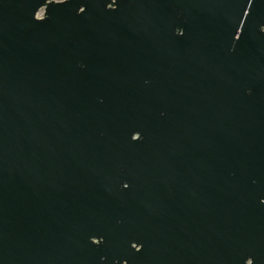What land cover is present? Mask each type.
Masks as SVG:
<instances>
[{
    "label": "water",
    "instance_id": "water-1",
    "mask_svg": "<svg viewBox=\"0 0 264 264\" xmlns=\"http://www.w3.org/2000/svg\"><path fill=\"white\" fill-rule=\"evenodd\" d=\"M0 264H264V0H0Z\"/></svg>",
    "mask_w": 264,
    "mask_h": 264
},
{
    "label": "built area",
    "instance_id": "built-area-1",
    "mask_svg": "<svg viewBox=\"0 0 264 264\" xmlns=\"http://www.w3.org/2000/svg\"><path fill=\"white\" fill-rule=\"evenodd\" d=\"M50 1H52V0H50ZM53 1H55V2H62L63 0H53ZM110 1L114 2L115 0H110ZM43 12H44V8H41L38 11V13L36 14V16H37L38 19H41V17H43L42 16L43 15Z\"/></svg>",
    "mask_w": 264,
    "mask_h": 264
}]
</instances>
